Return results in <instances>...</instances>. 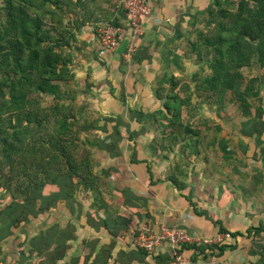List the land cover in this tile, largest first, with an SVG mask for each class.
Wrapping results in <instances>:
<instances>
[{
    "label": "crops",
    "instance_id": "crops-1",
    "mask_svg": "<svg viewBox=\"0 0 264 264\" xmlns=\"http://www.w3.org/2000/svg\"><path fill=\"white\" fill-rule=\"evenodd\" d=\"M151 1L157 19L144 23L136 52L127 57L130 35L118 1L72 0L65 23H81V34L65 51L73 79L60 85V111L73 113L77 127L85 122L78 144L89 153L77 159L87 157L88 170L43 181L41 212L32 196L12 204L0 196L2 263L169 264L170 245L149 253L132 238L142 225L163 224L206 238L231 233L216 264L260 261L264 70H245L248 95L235 100L231 94L213 99L189 79L187 120L175 125L154 116L165 112L161 96L183 97L187 70L195 76L198 17L213 0ZM102 23L125 31L115 50H103L91 30ZM185 254L192 257L191 248Z\"/></svg>",
    "mask_w": 264,
    "mask_h": 264
},
{
    "label": "trees",
    "instance_id": "trees-1",
    "mask_svg": "<svg viewBox=\"0 0 264 264\" xmlns=\"http://www.w3.org/2000/svg\"><path fill=\"white\" fill-rule=\"evenodd\" d=\"M72 3V0H0V11L5 13L4 24L0 22V55L3 57L0 69L7 71V76L4 73L0 80V86L4 88L0 121L8 123L5 128H0V141H4L1 151L7 161L14 155L31 160L26 138L38 137L40 145L45 146L46 149L39 153L40 158L35 160L38 161L34 163L37 174L31 184L34 192L30 199L39 204V212L46 203L38 190L42 175L47 177L44 179L43 176L45 181L66 175L72 179L81 177L88 170V161L84 157L78 160L74 153V138L64 140L61 135L55 137L50 131L44 132L45 116L32 111L43 97H52L53 114L60 118L59 122L72 126L71 117L60 111V85L73 79L65 51L72 47L81 32V23L73 27L65 23ZM225 4L230 3L213 0L210 9L202 14L209 15L211 20L198 29L197 41L192 48L197 60L205 62L209 74L202 78L195 74L193 81L197 82L200 91L212 95L229 91L233 97L240 93L245 97L249 89L245 70L255 67L264 70V0H239L234 9L224 7ZM161 98L165 112L154 116L161 114L162 119L180 124L187 98L175 92ZM67 127L68 124H64L63 128ZM35 149L33 147L30 153L34 154ZM55 165L59 172L48 175ZM225 247L221 246L220 250L224 251ZM260 255L256 264H264V249Z\"/></svg>",
    "mask_w": 264,
    "mask_h": 264
},
{
    "label": "built area",
    "instance_id": "built-area-1",
    "mask_svg": "<svg viewBox=\"0 0 264 264\" xmlns=\"http://www.w3.org/2000/svg\"><path fill=\"white\" fill-rule=\"evenodd\" d=\"M123 9L128 23L129 46L127 57L136 52L138 38L143 35L144 23L157 19L151 0H117ZM100 47L105 51L118 48L124 40L125 31L121 26L102 23L91 28ZM81 34V32H80ZM133 244L152 253L162 243L171 247L169 264H216L215 254L221 246L229 244L234 238L231 233H221L212 238L199 237L177 227L160 225L157 229L142 225L132 232ZM191 248L193 256H187L185 249ZM0 264H4L0 261Z\"/></svg>",
    "mask_w": 264,
    "mask_h": 264
},
{
    "label": "rangeland",
    "instance_id": "rangeland-1",
    "mask_svg": "<svg viewBox=\"0 0 264 264\" xmlns=\"http://www.w3.org/2000/svg\"><path fill=\"white\" fill-rule=\"evenodd\" d=\"M220 1L223 2L224 0H220ZM225 1H228L230 4L227 6L225 4L224 7L229 8V9H234V8H236V5H237L239 0H225ZM212 8L214 9V7H212ZM4 15H5L4 11L3 10H2V12L0 11V22H1V24H4V22H5ZM204 17L206 18L205 19L206 22H203V19H201ZM198 18H199V23L197 25V29H200L201 27L206 26L208 20H211V17H209V15L199 16ZM210 26H212V25H210ZM197 33H196V36H197ZM2 59H3V57L0 55V64L2 62L1 61ZM204 60H205V58H204ZM195 62H197L198 64H196L197 67L194 69L196 71L193 70V72H196V74H199V76H201V78H202L204 76V74H207V72L204 73V70L207 69V66L205 65V62L203 63L201 61V59L197 60V57H196ZM187 72H188V70L186 71L185 75L188 77V79L187 80L185 79L186 81L184 82V85L180 86V87H183V89H185V90H183L182 88H179V90L181 91L180 93L183 94L182 98H187V91H186L187 87H185V85H187V84L189 85V82H187V81L189 79L191 81L194 80V76L192 75V77H190L189 74H187ZM248 72H249V70L247 71V73ZM4 73L7 76V71L6 70L3 71L0 69V80H2V76ZM200 79H199V81H200ZM194 83L197 85V82L194 81ZM63 89H64V87H61L60 94H62ZM0 90H2V93L0 92V103H2L3 102L2 96L4 93V88H1V86H0ZM224 94L230 95L231 93L229 91H226ZM224 94L221 95L222 99L224 98V96H223ZM218 96L219 95H217L216 98L213 97V99L218 100L219 99ZM34 99H36V97ZM200 99L202 100L203 98H200ZM233 99H234V97H233ZM52 100H53L52 97L45 96V97H43V100H41V102L39 104H36L35 107L32 108V111L39 112L41 115L45 116V117H43L44 125H45V127L43 128V131L44 132L46 131V133L50 131V133L55 135V137H58L59 135H61V139H64V140H70V139L74 138V140H73L75 142V145L73 147L74 153L79 158H81L80 157L81 153L82 154L83 153L88 154L89 149L85 146L86 144H78L79 143L78 141H80L81 131H85V130H83L84 127H82L85 124V122H80L79 125L81 127L80 126L77 127L75 125L76 116H74L73 113H70L67 115H71L70 120H71L73 126H71V123H64L66 125L68 124L69 127H67L66 129L63 128L64 124L59 122L60 118L56 117V115L53 114L52 106H53L54 102ZM60 102H62V100ZM181 116H182L181 121L183 123V121L187 120V117L189 116V114L188 113L186 114V112H184V113H182ZM175 125H177V124H175ZM6 126H8V123L6 121H3V122L0 121V128H5ZM74 127H76V128H74ZM86 132L90 133L88 130H86ZM3 144H4V141H0V196L4 197V199H3L4 204H12L13 202H16L18 199L25 198V196H27L26 198L31 197L30 195L33 194V185H31V184L34 182V180H33L34 174H37V172L35 171V168H34V163L38 162L35 160H38L40 158L39 153L43 152L46 148L42 144L40 145L38 137H36V139L35 138L33 139L32 137H30L28 139L26 138L25 145L29 151L28 154L32 155L31 160L27 159L26 157H24V158L15 157V155H14V156H11L10 160L7 161L3 158L2 151H1ZM33 147L36 148L35 150L37 153L35 151H34V154L30 153V151ZM85 159H87V157ZM25 169H27L26 172L23 171ZM50 172L51 173H48V175L52 174V176H54L55 174H57L59 172V167L56 166ZM43 176L44 175H42L40 177V181L45 182L44 179H46L47 177L44 176L45 178L43 179ZM52 179H53V177H52Z\"/></svg>",
    "mask_w": 264,
    "mask_h": 264
}]
</instances>
